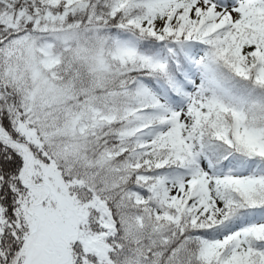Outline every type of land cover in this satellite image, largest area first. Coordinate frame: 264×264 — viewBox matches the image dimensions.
Masks as SVG:
<instances>
[{
    "label": "snow or ice",
    "instance_id": "1",
    "mask_svg": "<svg viewBox=\"0 0 264 264\" xmlns=\"http://www.w3.org/2000/svg\"><path fill=\"white\" fill-rule=\"evenodd\" d=\"M0 264H264V0H0Z\"/></svg>",
    "mask_w": 264,
    "mask_h": 264
}]
</instances>
